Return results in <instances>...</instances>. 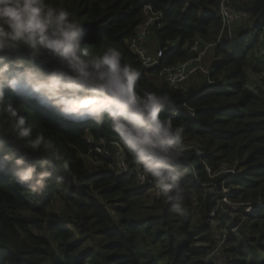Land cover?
Wrapping results in <instances>:
<instances>
[{
	"label": "trees",
	"instance_id": "1",
	"mask_svg": "<svg viewBox=\"0 0 264 264\" xmlns=\"http://www.w3.org/2000/svg\"><path fill=\"white\" fill-rule=\"evenodd\" d=\"M50 2L85 25L90 55L120 52L122 63L140 74L138 94L173 100L175 107L161 115L184 128L186 152L178 168L186 173L185 212H170L156 197L144 200L146 189L133 176L109 169L115 164L110 142L118 138L107 121L75 123L8 93L33 135L55 143L75 179L56 183L61 173L54 168L53 181L36 195L0 173V264H207L215 251L220 264H264V208L245 212L264 204V0H228L225 8L245 21L230 34L221 21L222 0ZM152 13L159 21L147 33L161 54L158 66L145 68L126 42ZM195 44L213 49L215 62L203 83L180 89L150 80L163 68L195 59ZM86 155L102 162L99 172L88 171ZM28 158L39 163L38 156ZM218 205L225 215L215 213Z\"/></svg>",
	"mask_w": 264,
	"mask_h": 264
},
{
	"label": "clouds",
	"instance_id": "2",
	"mask_svg": "<svg viewBox=\"0 0 264 264\" xmlns=\"http://www.w3.org/2000/svg\"><path fill=\"white\" fill-rule=\"evenodd\" d=\"M86 36L85 25L50 0H0V173L36 195L53 181L54 168L61 173L56 183L71 185L75 179L55 143L33 135L27 116L8 101L12 93L75 123L107 121L121 144L122 161L131 156L155 197L170 212L184 214L186 173L178 168L186 152L184 128L161 115L175 107L173 100L138 94L139 72L122 63L115 48L90 55Z\"/></svg>",
	"mask_w": 264,
	"mask_h": 264
},
{
	"label": "rangeland",
	"instance_id": "3",
	"mask_svg": "<svg viewBox=\"0 0 264 264\" xmlns=\"http://www.w3.org/2000/svg\"><path fill=\"white\" fill-rule=\"evenodd\" d=\"M226 2H228V0H225L224 4H223V8L224 10L226 9ZM222 3V2H221ZM148 10V9H147ZM149 11V10H148ZM220 11H221V4H220ZM158 18V17H156ZM244 18H242L240 23H243ZM241 24H237L236 26H232L228 29V33L230 34V31L234 28H237L238 26H240ZM139 30V29H138ZM149 33H147L146 35V39L143 43L144 48H145V52H144V58H142L141 56L138 57V61L142 62V65L144 67L150 68L151 65H154L152 67H156L158 66V58H159V49H158V45L156 43V41L154 40L152 35H148ZM200 55V67L203 70V72H198V73H194L186 82V88H188L189 84H192V86H198L201 83H203L204 81V77L206 75H208V69L210 68V66L215 62V59L213 57V49L210 46H205L203 48H200L199 51ZM151 67V68H152ZM150 80L157 86H159L162 82V80L158 77H150ZM207 82H209L207 80ZM210 83V82H209ZM183 89H184V85H182ZM110 147L112 148V150L114 151L115 154V164H112L109 166V169L113 170L117 175H120L122 173H127L128 176H133L134 178V183L137 187L139 188H145V194H144V200L150 199V201L155 197L154 191H153V186L152 183L150 181V179H145L143 181L140 180V175L141 172L139 170V168L137 166H131V161L132 158L131 156H129L130 158H126L125 160L122 161L121 159V154H122V149H121V144L119 143L118 139H113L110 142ZM106 151V150H105ZM95 153H101L100 149H96L94 150ZM107 152V151H106ZM82 159L84 160V164L86 166V168L88 169V171L91 172H99V170L102 168L103 164L102 162L98 159V157L96 156H92V155H86V156H82ZM222 173H224V171H222ZM207 191L211 194H213L215 192V189L212 188L211 186L207 187ZM228 191H225V193H227ZM228 203V200L226 201ZM224 202V203H226ZM218 236L216 237V240H218ZM222 243V242H221ZM219 243V245L221 244ZM207 264H220V257L218 252H213V254L208 255L207 260H206Z\"/></svg>",
	"mask_w": 264,
	"mask_h": 264
},
{
	"label": "built area",
	"instance_id": "4",
	"mask_svg": "<svg viewBox=\"0 0 264 264\" xmlns=\"http://www.w3.org/2000/svg\"><path fill=\"white\" fill-rule=\"evenodd\" d=\"M224 2L225 0H222L221 11H220L221 21L223 23V26H225L226 28H230L232 26H236L237 24H241L240 22L243 16L232 10H227V9L224 10V8L222 7ZM147 9L149 10V8ZM157 21H159V15L152 13L151 18L145 23V25L140 27L139 30L136 32V34L126 42L128 48L134 53V55H136L137 58L139 56L144 58L145 48H144L143 43L146 39L145 37L147 35V29L149 26H151L154 22H157ZM260 32H262V35L260 38L261 44L264 47V25L261 27ZM249 37L251 38L252 34H250ZM198 48H199L198 44H195L193 46V50L195 51H200V49L198 50ZM160 54L161 53H159V56ZM199 55L200 53L197 55L195 59L184 62L182 64H177L175 66L166 67V68L161 69L158 73V77L161 80H163L169 87L183 89L182 85H184V89H185L186 82L194 73L196 74L198 72H203V70L201 69L199 65L200 63ZM154 65H151V67ZM188 114L192 115V112L189 111ZM231 173H233V171H231ZM226 201L227 200L224 198L223 202H226ZM227 204L232 205L229 202ZM232 206H233V210H235L234 209L235 205L233 204ZM262 208H264V204L261 202H258L254 204L253 207H247L245 212L250 213L254 209L257 210V209H262ZM226 212L227 211L223 209L222 206H219V205L217 206L216 211H215V213H219L221 215H225ZM232 231H234V229Z\"/></svg>",
	"mask_w": 264,
	"mask_h": 264
}]
</instances>
